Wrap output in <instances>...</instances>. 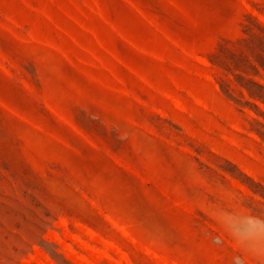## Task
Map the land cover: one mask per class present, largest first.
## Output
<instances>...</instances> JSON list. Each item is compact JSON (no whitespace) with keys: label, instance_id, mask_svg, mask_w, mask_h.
<instances>
[{"label":"rangeland","instance_id":"rangeland-1","mask_svg":"<svg viewBox=\"0 0 264 264\" xmlns=\"http://www.w3.org/2000/svg\"><path fill=\"white\" fill-rule=\"evenodd\" d=\"M238 1L0 0V264H253L189 218L178 215L185 224L171 234L169 222L159 228L154 217L129 206L116 208L122 214L114 216L86 192L103 191L97 177L109 173L103 158L89 149L95 145L137 166L189 216L209 228L215 219L226 227L234 224L232 233L248 236L264 250L259 220L264 218V179L242 168L261 183L250 182L253 190L228 176L246 196L239 200L215 176L225 172L205 155L213 151L225 158L213 145L229 150L218 138L237 142L199 121L197 116L222 132L230 126L200 110L211 111L192 91L232 111L197 77L231 104L242 107L249 101L264 112V104L245 89L243 95L232 91L235 99H229L215 77L221 71L236 80L226 65L240 58L238 52L251 54L241 44L250 20ZM241 5L264 23V0H241ZM252 77L264 85L263 70ZM244 110L264 122L253 107ZM178 152L197 164L192 179ZM145 196L166 206L154 193ZM246 215L258 221L239 218ZM135 219L146 220L152 231L138 228ZM259 255L264 258V251Z\"/></svg>","mask_w":264,"mask_h":264},{"label":"trees","instance_id":"trees-1","mask_svg":"<svg viewBox=\"0 0 264 264\" xmlns=\"http://www.w3.org/2000/svg\"><path fill=\"white\" fill-rule=\"evenodd\" d=\"M238 4L241 8H243L249 18L250 24L246 25V29L244 30L243 34L244 37L241 39V44H244L245 47L248 48V51H242L238 52L240 53V58L238 60H234V57L231 58L233 62L227 67V70L232 73L236 80H232L228 75H225L221 71H218L220 76H215L222 92L229 98V99H235L232 91H236L239 94L243 95L242 89H245L250 96V98H253L257 101H260L264 104V85L261 84L259 81L254 79L253 76H261V70L264 71V23L261 22L256 16L252 15L248 10H246L242 5H241V0L238 1ZM234 18L231 19L230 23L233 24ZM257 27V28H254ZM218 31L213 32V36L217 34ZM256 46V47H255ZM225 54L231 53L229 50L223 51ZM237 51L234 53L236 54ZM252 55V56H251ZM251 57H254L251 59ZM237 71H240V73H237ZM198 83L200 84H206L210 86L212 89V92L214 96L222 100L227 106H229L232 111L227 112L220 108L213 100L207 97L205 93H203L200 90H192L195 95L198 97L204 99L206 103L209 105L211 111H206L204 109L202 110L205 114L210 116L212 119H214L219 125H223L221 118H224L227 123L230 125L226 127V130H221L220 126H209L208 124H205L199 119V121L203 124L209 127L211 130H216L220 131L221 133L226 134L228 137H233L237 145H232L226 140H222L218 138L220 142H222L229 150L223 149L217 144H213L214 147L220 152H222L225 155V158H221L216 152L209 151L211 157L208 155H205V157L211 161L213 164H215L219 169H222L225 172V175H215L217 178L221 179L231 191L234 193L238 194V199L239 200H244L246 199V196L233 188L231 185L230 179L228 176L231 178L239 179L241 182L246 185L250 186V182L252 184H260L254 181V178H252L244 169L245 168L251 172H253L255 175L258 177L264 179V174L260 172V170L264 169V132H261L260 130L254 128L252 124H257L260 126L262 129H264V122H262L259 118H255L252 115H250L248 112L244 110V107H253L255 111L262 117H264V112L255 104L251 103L249 101H246L244 104L241 103L242 107H237L233 104H231L226 98H223L220 92L216 90L214 85L211 83L204 81L200 78L194 77ZM257 88V89H256ZM244 118V122L242 120ZM245 121H249L250 124L246 123ZM234 125L237 128H240V130L234 129L231 126ZM138 130V129H137ZM139 131V130H138ZM255 133L260 137L262 141H259L255 139L251 134ZM230 150L235 151L238 155L233 154ZM248 152H251L253 155H250ZM200 153V152H199ZM183 157V160L185 162L186 168L190 169L193 176L187 177L188 179H192L196 173L198 174V166L197 164L193 161V158L183 152H178ZM255 156V157H254ZM219 158L226 162L230 168L224 167L220 162L216 161L215 159ZM133 165V164H132ZM134 167V165H133ZM137 167V166H135ZM134 167V168H135ZM257 167V168H256ZM212 173H216L217 170L211 169ZM195 174V175H194ZM204 178L203 176H201ZM253 189V186H250ZM254 190V189H253ZM168 191V190H167ZM173 197H179L181 198V194H175V192H171ZM186 195V194H185ZM161 199H165V197L160 194ZM88 207L101 219V221L107 225L110 229L111 226L102 218V216L99 214L98 210L93 207L91 204L88 203ZM222 208V207H221ZM226 208V207H224ZM173 213L170 211H164V213H161V221H159V216L154 219L153 224L154 226L160 227H165L163 225V222H169L171 224V228L173 231L171 234L181 230L182 226L185 224V222H180V218H178V215L181 217L189 218L193 222L200 224L201 226L204 227L207 233L215 236L218 238L222 244L230 251H232L234 254L239 256L243 260V256H247L253 264H259L260 261H262L264 258H261L259 255L261 252H263V248L258 245L251 244L250 240L241 239L239 238L236 234L232 233V226L226 227L219 222L215 220L212 221V224L217 227L232 243L237 245L240 249L241 253H238L234 251L232 247H230L218 234H216L211 228L208 227V225H205L203 222L195 219L194 217L189 216L187 213L181 211L178 207L172 205L171 207ZM240 219L248 221L249 223L258 221L257 218H255L252 215H246V216H240ZM259 220H262L264 223V218H261ZM134 225H136L138 228L143 229L144 231H152L151 227L149 226L150 224L146 222V220H134ZM233 229V228H232ZM178 230V231H177ZM140 239V238H138ZM191 239V237H190ZM150 248L156 250L157 252L167 255L165 252H162L160 249L152 246L151 244H147ZM245 264H248L245 262Z\"/></svg>","mask_w":264,"mask_h":264},{"label":"crops","instance_id":"crops-1","mask_svg":"<svg viewBox=\"0 0 264 264\" xmlns=\"http://www.w3.org/2000/svg\"><path fill=\"white\" fill-rule=\"evenodd\" d=\"M89 149L96 150L95 152L99 157L103 158V164L109 173L97 177L100 185L104 189L103 191L88 189L86 192L94 202L106 212L114 216H121L122 210L116 208L120 206H129L133 212H141L143 215H150V217L152 216L156 219L161 213L167 211V206L169 208H171L172 205L179 206V204L166 193L165 189L145 177L141 171L123 161L116 154L106 152L95 145L90 146ZM81 157L86 158L83 156ZM113 158H116L119 163L114 161ZM144 191H146L145 195L148 192L154 193L157 197V201L165 203L166 206H159L152 197L148 198L143 195ZM160 194H162L165 199H161ZM181 209L192 214L183 207ZM210 227L213 228L215 233H220L215 226L210 225Z\"/></svg>","mask_w":264,"mask_h":264}]
</instances>
